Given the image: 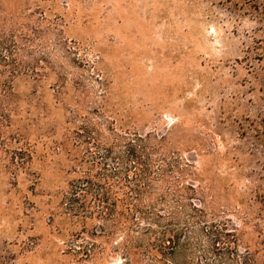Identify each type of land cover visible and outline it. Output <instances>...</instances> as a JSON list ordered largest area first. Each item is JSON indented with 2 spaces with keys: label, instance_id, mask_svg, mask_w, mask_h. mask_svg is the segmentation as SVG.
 <instances>
[{
  "label": "rangeland",
  "instance_id": "1",
  "mask_svg": "<svg viewBox=\"0 0 264 264\" xmlns=\"http://www.w3.org/2000/svg\"><path fill=\"white\" fill-rule=\"evenodd\" d=\"M0 41L42 74L14 81L30 146H0V264H125L103 238L86 257L93 231L52 214L75 178L52 139L88 118L163 149L168 187L264 248V0H0Z\"/></svg>",
  "mask_w": 264,
  "mask_h": 264
},
{
  "label": "trees",
  "instance_id": "2",
  "mask_svg": "<svg viewBox=\"0 0 264 264\" xmlns=\"http://www.w3.org/2000/svg\"><path fill=\"white\" fill-rule=\"evenodd\" d=\"M4 44L8 45L0 41L11 57L0 54V146H10L12 133L17 135L16 140L29 145L28 127L20 125L17 118L22 97L14 81L32 84L35 91L42 74L34 65L29 71L15 68L36 62L34 55L29 61L14 56L12 48L23 49V41L12 47ZM88 121L83 120L79 131H74L76 135L69 131L74 124L65 121L66 132L60 139H52L57 152L61 149L70 157L75 173L52 214L74 228L80 226L82 232L93 231L96 239L90 235L81 239L80 248H84L86 257L95 255L97 239L103 238L113 252L123 250L125 264L143 260L148 264H264V248L247 244L241 228L229 227L225 219L208 214L189 198L179 197V190L168 187L172 184L169 171L173 169L160 164L165 158L171 159L163 149L136 148L111 131L108 142ZM71 138L78 145L71 143ZM136 140L143 145L146 139L138 135ZM15 153L19 156L21 151ZM156 153L160 158L155 157ZM9 168L17 171L18 166L11 164ZM71 235L74 238L80 234L75 231Z\"/></svg>",
  "mask_w": 264,
  "mask_h": 264
}]
</instances>
